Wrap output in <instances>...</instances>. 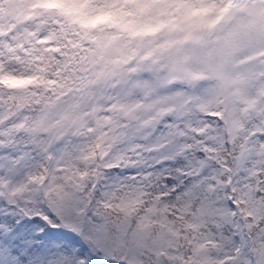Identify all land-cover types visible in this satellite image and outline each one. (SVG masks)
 Listing matches in <instances>:
<instances>
[{
	"label": "snow or ice",
	"instance_id": "6c2138e0",
	"mask_svg": "<svg viewBox=\"0 0 264 264\" xmlns=\"http://www.w3.org/2000/svg\"><path fill=\"white\" fill-rule=\"evenodd\" d=\"M0 264H264V0H0Z\"/></svg>",
	"mask_w": 264,
	"mask_h": 264
}]
</instances>
